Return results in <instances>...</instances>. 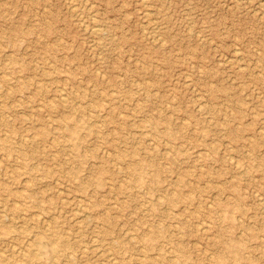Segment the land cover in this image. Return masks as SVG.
<instances>
[{
    "label": "rangeland",
    "instance_id": "1",
    "mask_svg": "<svg viewBox=\"0 0 264 264\" xmlns=\"http://www.w3.org/2000/svg\"><path fill=\"white\" fill-rule=\"evenodd\" d=\"M0 101V264H264V0H0Z\"/></svg>",
    "mask_w": 264,
    "mask_h": 264
},
{
    "label": "bare ground",
    "instance_id": "2",
    "mask_svg": "<svg viewBox=\"0 0 264 264\" xmlns=\"http://www.w3.org/2000/svg\"><path fill=\"white\" fill-rule=\"evenodd\" d=\"M262 3V2H261ZM147 11V10H146ZM148 12V11H147ZM151 13H153V12H151ZM148 14H149V12H148ZM148 16V15H147ZM150 16V15H149ZM156 20V19H155ZM96 26V25H95ZM101 26V25H100ZM99 26V27H100ZM103 27V26H102ZM94 28V27H93ZM97 27H95V29H96ZM102 30V29H101ZM146 30V29H145ZM96 33H97V31H96ZM154 33H155V31H154ZM105 36V35H104ZM157 37V36H156ZM154 39V38H153ZM155 40V39H154ZM95 44V43H94ZM95 47V46H94ZM105 48V47H104ZM103 48V49H104ZM99 51H100V49H99ZM102 51V50H101ZM104 52V51H103ZM238 52H239V50H238ZM241 56V55H240ZM101 58V57H100ZM44 68V67H43ZM243 69V68H242ZM101 72V71H100ZM99 73V72H98ZM103 73H105V72H103ZM102 73V74H103ZM189 75V74H188ZM103 76H105V75H103ZM64 90V89H63ZM66 91V90H65ZM108 98V97H107ZM62 105H66L67 104V101H65L64 99H67L66 97L64 98V97H62ZM1 102V101H0ZM206 102V101H205ZM215 103V102H214ZM200 108V107H199ZM261 127V126H260ZM71 133H72V135L71 136H75L76 135V128H73V129H71ZM232 162H233V160H232ZM2 164V163H1ZM237 164V163H236ZM240 167V166H239ZM24 181V180H23ZM60 181V180H59ZM68 186V185H67ZM62 188V187H61ZM64 190V189H63ZM62 189H59V191H63ZM65 197V196H64ZM81 197V196H80ZM79 197V198H80ZM66 198V197H65ZM83 198V197H82ZM66 200V199H65ZM13 201H15V200H13ZM18 202V201H17ZM83 207V206H82ZM264 209V208H263ZM79 210V209H78ZM77 211V210H76ZM78 212V211H77ZM76 212V213H77ZM12 213V212H11ZM89 214V213H88ZM11 215V214H10ZM84 217V216H83ZM83 217H81V218H83ZM45 218H47V217H45ZM44 218V219H45ZM17 219V218H16ZM75 221V220H74ZM79 221V220H78ZM43 222V221H42ZM52 224V223H51ZM46 226H48V224H46ZM49 227V226H48ZM205 227V226H204ZM206 228V227H205ZM7 229V228H6ZM134 235V234H133ZM264 237V236H263ZM36 238L37 239H35V241H32V242H29V244H28V246L32 249V251H30V253H26V254H24L25 256H23L22 258L25 260V261H31L33 258H35L36 256H43V254L44 253H46L45 251H50V253L53 255V254H57V252L59 251V248L55 245V244H52L51 243V241L50 242H48V240H47V243L44 241V238H42L41 236H36ZM98 238V237H97ZM133 238V237H132ZM127 239V238H126ZM95 240H96V238H95ZM98 241V240H97ZM96 242V241H95ZM49 243H51V245H49ZM49 245V246H48ZM96 245V244H95ZM98 245V244H97ZM35 246V247H34ZM48 247H50V248H48ZM95 247H99V246H95ZM103 247V246H102ZM34 248H35V250H34ZM25 250V249H24ZM26 251V250H25ZM104 251V250H103ZM102 250L100 251V252H103ZM111 251V250H110ZM101 254V253H100ZM109 256V255H108ZM111 256V255H110ZM48 257V256H47ZM54 258V257H53ZM46 259V258H45ZM113 261H114V259H113Z\"/></svg>",
    "mask_w": 264,
    "mask_h": 264
}]
</instances>
